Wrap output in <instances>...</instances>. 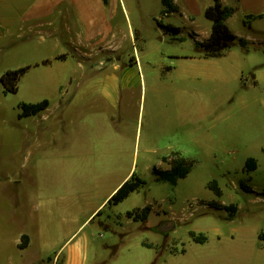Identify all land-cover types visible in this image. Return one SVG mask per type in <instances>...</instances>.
<instances>
[{"label":"rangeland","instance_id":"rangeland-1","mask_svg":"<svg viewBox=\"0 0 264 264\" xmlns=\"http://www.w3.org/2000/svg\"><path fill=\"white\" fill-rule=\"evenodd\" d=\"M124 2L129 16L121 14L120 21L133 33L126 44L128 60L129 54L144 49L141 80L131 91H123L132 100L131 107L126 105L128 129L135 138L140 124L143 143L151 128L155 140L149 149L127 150L128 172L133 168L128 179L135 174L146 183L115 211L124 214L121 221L114 220L118 234L102 233L118 244L125 240L117 253L148 240L153 244L151 253H157L156 264H166L165 260L169 264H264L260 237L264 233V83L253 84L254 75L264 74V18L249 22L247 11L234 6L228 26L249 40L248 50L237 41L222 57L207 60L214 65L206 69L207 80L202 81L196 59L204 56L196 50L191 32L198 27L206 37L211 20L204 13L195 23L177 12L167 17L162 0ZM162 19L182 27V42L164 33L158 23ZM27 29L21 21L0 29V264H53L42 260L60 248L41 245L37 235L32 246L20 247L23 234L37 232L35 220L42 206L38 184L48 190L43 193L55 191L54 182L26 180V117L20 118L21 104L54 101L57 95V87L47 83L49 78L39 75L35 64L41 44L39 39L26 38ZM27 66L18 91L5 92L2 75ZM86 72L80 70L79 76ZM40 78L43 83H38ZM175 152L194 161L191 171L177 184L158 180L154 168L170 169L164 158H172ZM135 153L139 154L136 160ZM30 158L33 163L37 156ZM251 158L257 168L250 171ZM242 183L253 191L244 190ZM213 202L234 204L238 212L231 216ZM146 206L151 207L147 221H137ZM133 209H140L134 214L137 220L128 214ZM168 221H174L175 227L164 233L160 228ZM192 232L206 235L207 240L196 242Z\"/></svg>","mask_w":264,"mask_h":264},{"label":"crops","instance_id":"crops-1","mask_svg":"<svg viewBox=\"0 0 264 264\" xmlns=\"http://www.w3.org/2000/svg\"><path fill=\"white\" fill-rule=\"evenodd\" d=\"M203 1L173 0L178 11L170 13L165 12L163 0L162 4L167 17L177 12L195 23L196 17L202 13L205 16L206 9L214 3V0H208V4ZM220 1L235 11L234 6H242L247 11L246 17L262 16L253 17L249 22L264 18V0ZM121 14L122 18L129 14L124 0H109L107 4L104 0H0V29L17 21L26 23V38L39 39L41 44L40 58L35 64L39 75L46 76L49 78L47 83L57 87L54 101L44 99L49 101L48 108L26 117V180L34 178L38 183H55L53 193H43L48 190H43L44 186L38 184L42 206L35 220L37 232L26 233L30 237L29 246H32L36 235L43 246H60L42 261L109 264V260L114 258L111 264L157 262L154 261L157 253H151L153 244L148 240L128 245L117 253L119 245H125V240L121 238V244H118L102 233L108 230L118 234L114 220L121 221L124 215L115 212L124 200L116 205H110L109 200L133 172V168L129 172L127 170V150L149 149L155 140L151 128L143 143L140 124L135 138L131 128L128 129L126 105L131 107L132 100L131 94L123 91H131L141 80L144 49L135 55L129 54L128 60L126 44L128 39L133 40V33L120 21ZM162 21L165 22L164 19ZM198 29L191 32L194 43L195 38L199 41L210 38L213 23L206 37L201 36ZM182 32L179 37L184 39ZM1 37L0 34V41ZM170 39L183 41L172 36ZM200 53L204 57L196 59L199 60L198 75L206 81V69L214 65L207 60L222 57L224 53L219 57ZM165 68L173 70V66ZM80 70L87 72L79 76ZM99 70H102L101 74ZM41 79L38 83L44 82ZM36 82L33 80L34 84ZM263 83V73L254 75V86L260 87ZM115 110L119 113L113 114ZM138 155L134 154L135 160ZM36 156L31 163L30 157ZM83 201L86 202L83 204ZM137 211L140 209L130 210L128 214L137 220L134 217ZM53 230L58 232L53 234ZM116 245L117 250L114 248ZM164 262L168 263L167 260Z\"/></svg>","mask_w":264,"mask_h":264},{"label":"trees","instance_id":"trees-1","mask_svg":"<svg viewBox=\"0 0 264 264\" xmlns=\"http://www.w3.org/2000/svg\"><path fill=\"white\" fill-rule=\"evenodd\" d=\"M107 4L109 0H104ZM163 4L166 7L165 12H175L178 11V7L174 4L173 0H163ZM234 8L223 6L220 0H214V3L209 6L205 11V16L207 19L211 20L213 23V31L210 38L199 41L195 38V46L196 50L204 53L207 57H219L226 50L232 48L237 41L240 42L241 46L248 50L249 40L246 38L238 37L226 24V21L234 14ZM258 18L262 16H250L251 18ZM159 26L165 31V33L170 34L176 40L182 41L183 39L179 37L182 32L181 27L165 23L162 20L158 21ZM29 67H22L15 70H8L2 75V82L5 88V92L16 93L18 91V83L22 75L28 71ZM49 106V101L44 100L39 103H23L21 104L22 113L20 114V118L28 117L32 115H36L41 111L45 110ZM173 157H165L164 161L168 162L171 166L170 169H162V168H154L153 172L157 176V179L160 181H169L172 184H177L178 180L184 178L191 171V168L194 165V161L185 158L179 152H175L172 155ZM248 170H255L257 168V162L254 158H251L247 162ZM146 181L140 176H136L135 174L128 179L122 186L117 190V192L111 197L109 200L110 205H116L123 200H125L131 193L138 190L142 187ZM214 188L217 190L219 194H221V190L217 185V182L213 184ZM242 187L246 191H253V188L246 184L242 183ZM264 196V191L262 192ZM217 208L224 209L229 212L231 216H235L238 212V207L234 204L224 205L220 203L213 202ZM151 211L150 206H146L143 209L142 218L140 219L142 222L147 221L149 214ZM192 236L196 242H205L207 240V236L204 234L196 235L192 232ZM263 234L260 237L263 239ZM30 244V237L28 234L22 235V241L20 244L21 248H27Z\"/></svg>","mask_w":264,"mask_h":264},{"label":"water","instance_id":"water-1","mask_svg":"<svg viewBox=\"0 0 264 264\" xmlns=\"http://www.w3.org/2000/svg\"><path fill=\"white\" fill-rule=\"evenodd\" d=\"M174 227H175V222L174 221H168V222L164 223L160 229L163 232H168L169 230L173 229Z\"/></svg>","mask_w":264,"mask_h":264}]
</instances>
